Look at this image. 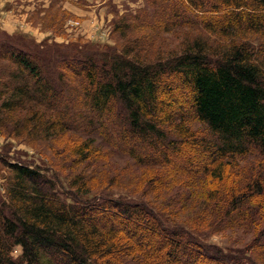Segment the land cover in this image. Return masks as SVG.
<instances>
[{"label":"trees","instance_id":"obj_1","mask_svg":"<svg viewBox=\"0 0 264 264\" xmlns=\"http://www.w3.org/2000/svg\"><path fill=\"white\" fill-rule=\"evenodd\" d=\"M196 27L231 37L215 45L197 37L178 54L139 58L154 30ZM113 31L126 39L119 51L91 43L24 46L25 34L0 35V58L21 78L2 83L0 134L30 147L46 141L56 165L47 157L49 170L0 160L8 172L0 264H255L205 236L236 227L254 233V247L264 245V182L218 187L223 158L264 157V64L248 42L264 34V0H144ZM190 117L209 134L191 130ZM186 149L190 161H180ZM64 153L73 164L62 175L56 157ZM117 154L150 168V180L186 181L160 206L142 198L146 188L138 197L116 193L115 177L88 168ZM103 180L110 187L100 189ZM192 205V217L177 219Z\"/></svg>","mask_w":264,"mask_h":264},{"label":"rangeland","instance_id":"obj_2","mask_svg":"<svg viewBox=\"0 0 264 264\" xmlns=\"http://www.w3.org/2000/svg\"><path fill=\"white\" fill-rule=\"evenodd\" d=\"M143 4L144 0H0V30L2 31L0 35L3 33L14 34L13 36H16V33L17 35L25 34L28 39H21V43L24 46L34 47L36 44L43 42L48 45L55 43L65 46L70 44L82 46L91 43L119 51L122 49L126 39L120 38L114 33V24L128 16L134 15ZM136 35L138 33H135ZM197 37L208 45H215L220 41L228 43V38L231 36L222 37L208 34L201 30L200 27L164 33L154 30L151 41L142 48L143 51H140L139 58L145 60L142 55H146L144 57L147 59H154L158 55L166 57L170 53L178 54L184 49L186 43H190ZM248 42H250V46L259 49L258 56L259 59H262L259 61L264 64V34H251ZM130 46L134 45L131 43ZM20 81L18 69L8 60L0 58V91H2V83L4 82L13 85ZM175 92L179 93V95H185V93ZM6 96L5 94L3 97ZM187 124L191 130H198L199 133L207 136L208 132L204 124L199 123L192 117H190ZM3 131L5 130H1V132ZM23 140L22 138H10L0 134V160L10 162L17 160L26 161L49 170V165L44 162L47 157L52 163L49 150L47 149V142L34 140L32 148L30 147L31 145L23 143ZM191 151V149L183 150L181 155H179L181 156L179 160L190 161ZM195 156L202 163L205 161L203 155L196 154ZM56 160L62 170V175L67 173L69 165L73 164L71 162L73 158L65 153L57 156ZM52 164L56 166L54 163ZM95 165L97 169L91 166L88 168L89 172L92 170L95 172L103 171L107 175V179L115 177L112 182L113 186H116L110 188L111 190L122 195L128 194L130 197H132L130 194L133 193V196L138 197L137 194L142 195L143 189L146 188L148 192L145 193V191L142 198L151 203L155 202L159 206L160 203L162 205L164 203V201H161L163 197H174L175 191L179 190V183L186 181L185 178L181 177L177 179H164L162 177L159 180H150L152 176L150 168L137 169L127 156L120 154L102 159L101 162ZM76 167L80 168L82 166L78 165ZM144 170H146V175L140 176ZM119 172H122V174L120 175ZM222 173L224 180L218 185L221 190L226 189L232 179L248 181L259 178L261 183H263L264 157L259 155L257 151L236 156L232 160L229 157H225L222 163ZM196 174L199 176L200 170ZM7 176L8 172L0 162V202L6 200ZM199 178L202 180L203 176ZM97 186H100V189H105L106 186L110 187L106 180H103V183L97 182ZM172 206L176 209L179 208L174 203H172ZM170 207L166 206L164 210L171 213L173 209ZM178 211L176 214H180L177 215V219H183L192 217L197 209L195 205H192ZM253 235L254 233L250 230L234 227L207 233L205 237L209 243L219 246L225 251L246 255L252 263L264 264V245L261 244L260 247H254L252 245ZM19 251V247H15L12 255L17 256Z\"/></svg>","mask_w":264,"mask_h":264}]
</instances>
